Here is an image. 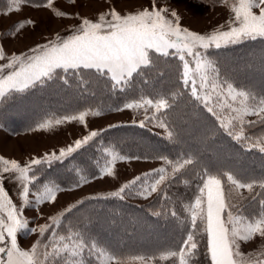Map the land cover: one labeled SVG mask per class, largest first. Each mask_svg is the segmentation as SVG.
<instances>
[{"label": "snow or ice", "instance_id": "6c2138e0", "mask_svg": "<svg viewBox=\"0 0 264 264\" xmlns=\"http://www.w3.org/2000/svg\"><path fill=\"white\" fill-rule=\"evenodd\" d=\"M27 2L28 0H9L10 5L15 7H9L3 14L19 11L20 5ZM221 2L228 6L232 14L226 22V30L225 25H221L206 35L181 27L177 12L171 11L167 15L169 10L165 7L158 8L156 0H152L151 9L144 8L122 15L112 8L107 13H101L96 21L84 18L72 34L67 37L57 35L54 40L37 45L26 53L6 56L0 47V61H3L0 63V100L50 83L61 82L62 86H67L70 78H78V86L86 92L88 82L84 79V73H91L97 80L105 81L114 93H125L135 86L137 77H143L152 71L159 58H164L165 61L175 59L178 61L176 71L179 84L203 109L215 117L219 127L230 137L237 141L248 140L249 137L244 134L245 127L258 122L264 123V95L236 87L223 78L208 50L264 39V0ZM52 4L53 0H46L45 6L52 7ZM253 9H258V14ZM53 11L58 16L66 15L56 9ZM27 23L32 22L17 24L15 31L18 32ZM148 107L166 114L173 105L165 95H159L155 99L141 96L138 100L123 105V108H145V111ZM89 114L100 113L85 109L62 118L45 120L38 127L47 128L65 120H79L83 123ZM248 116H257L260 120H246ZM159 126L167 127V124L161 120ZM98 135L97 131H91L82 139H77L74 146L61 148L58 154L45 153L43 157H32L23 164L0 156V181L5 174L17 180L20 184L18 195L21 198L18 207L0 183V264H86L91 259H95L97 264H152L157 258H178V264H192L199 251L197 231L206 235L205 255L210 264H264V250H253L250 253L241 251V243L257 237L264 240V199L257 200V196H264V192L255 191L257 187L264 190V178L244 179L232 170L214 172L204 168L198 174V194L193 202L185 206L190 214L191 228L178 249L161 251L151 256L124 255L89 242L79 232L69 230L61 235L57 228L61 225L64 212L49 217V223L29 227L30 222L23 215L24 208L54 202L56 192L60 190L59 186L44 185L41 190L32 192L30 185L37 180L34 166L61 161ZM172 135L169 131V138ZM252 147H259V151L264 153V142L258 141ZM110 155L111 159L101 169V176L112 175L111 165L117 159H125L117 153ZM160 159L171 165V177L167 175L166 168L161 167L152 173H145L143 177H136L109 195L123 199L122 194L140 182L139 194L146 197L156 192L158 186L166 180L175 179L181 170L197 163L190 154H184L174 162L166 156H161ZM149 176L152 177L150 182ZM241 189H246L250 194V201L258 204L260 210L257 214L245 215L242 207L232 203L233 193H238ZM30 195L33 199L29 198ZM72 207L75 206H70L66 211H70ZM171 215L175 217L177 214L173 211ZM37 231L41 237L49 233L47 241L37 239L27 250L19 246V233L31 234Z\"/></svg>", "mask_w": 264, "mask_h": 264}, {"label": "trees", "instance_id": "16d2710c", "mask_svg": "<svg viewBox=\"0 0 264 264\" xmlns=\"http://www.w3.org/2000/svg\"><path fill=\"white\" fill-rule=\"evenodd\" d=\"M207 1L214 5L224 4L221 0ZM27 3L45 5L46 0H28ZM10 6L9 0H0V11ZM208 52L216 61L223 78L236 87L264 95V39L223 46L219 50L213 48ZM177 65L175 59L165 61L159 58L152 71L137 77L135 86L125 93H114L105 81L97 80L91 73H84V79L88 82L86 92L78 86V78H70L67 86H62L61 82L50 83L0 100V123L13 133L33 131L45 120L74 114L86 108L115 110L141 96L155 99L165 95L173 105L166 114L155 112L158 121L166 122L167 133L155 130L150 125L122 123L104 129L90 145L75 150L64 160L35 166L33 171L40 176L41 183L69 188L79 185L82 177L97 176L108 160V149L130 157L160 159L166 156L173 162L184 154H190L197 161L177 173L175 179H168L159 185L156 195L142 203L131 201L124 195L123 199L109 194L84 198L65 213L57 228L59 234H66L69 230L79 232L89 242L124 255L151 256L178 249L191 228L190 214L185 206L193 202L198 194V174L204 168L214 172L232 170L244 179L264 178V153L259 151V147H252L258 139H264V123L245 127L248 140L233 139L219 127L215 117L179 84ZM246 120L259 121L260 117ZM169 131L173 133L172 138L168 136ZM162 167L171 177V165L164 162ZM151 179L149 176L148 180ZM136 186V191L129 188L131 195L140 197V191H137L140 182ZM255 191L264 192L258 187ZM234 194L238 193H233L232 203L242 207L245 215L259 212L258 204L250 201L249 192L241 193L239 198ZM259 199H264V196H257ZM173 211L177 214L175 217L171 215ZM196 239L199 241V251L192 264H210L205 255L206 235L197 231ZM260 250H264V247ZM152 262L178 264V258H157ZM86 264H97V261L91 259Z\"/></svg>", "mask_w": 264, "mask_h": 264}, {"label": "rangeland", "instance_id": "374dc122", "mask_svg": "<svg viewBox=\"0 0 264 264\" xmlns=\"http://www.w3.org/2000/svg\"><path fill=\"white\" fill-rule=\"evenodd\" d=\"M185 1L186 0H184L183 3ZM201 1L207 2L209 5H211L206 12L202 11L204 10L202 9L204 8L202 3H199V6L194 5V9L191 8L194 11L195 9L198 10L196 13H190L188 10L185 11L182 7H180L182 6L181 4H177L179 0L175 4L170 3V0H156V6L158 8H167L169 10V12L166 13L167 15H170L171 11L177 12V14L180 16L181 27L188 28L190 31L206 35L218 29L221 25H225L224 30H226V22L232 15L228 6L226 4L214 5L207 0ZM151 7L152 0H53L52 7H47L45 5L36 6L29 3H23L20 5L19 11H13L12 18L4 21L5 24L3 25L5 26L6 33H9L10 31L11 33L15 32V34L9 36L12 38L9 39V43H6L9 47V53L11 50H14L16 54H20L22 53L20 50L25 46H34L39 42H43L44 40H46L47 43L48 41L54 40L57 35L61 37H67L68 35L72 34V31L75 28L79 27L82 19L84 18L96 21L101 13H107L112 8H115L117 12L124 15L143 10L144 8L151 9ZM200 8L202 10H200ZM53 9L66 13V15L58 16L55 14ZM253 10L258 14V9ZM23 21H31L32 23L25 24L23 28L16 32L15 26ZM35 105L36 104H34V106ZM120 108L123 110L117 111L115 109L106 111L97 108H86L91 112L98 111L100 114H89L85 117V121L83 123L79 120H65L58 125L53 124L47 128L36 127V130L34 129L35 132L34 130L30 132H24V136L16 135V137L19 138H17L18 141L14 144L13 152L11 153L9 151V154L12 156L10 157V160H13L14 157L16 161L23 164L32 157H43L45 153L55 152L58 154L61 148H67L69 145L74 146V142L77 139H82L91 131H97L99 134H101L104 129L120 125L122 123L132 122L141 124V122H143L144 125H150L155 130L167 133L166 127L159 126L160 121H158L159 118L156 116V111L154 108L148 107L147 111H145V108H123V106ZM64 116L58 118H62ZM249 118H257V116H248L245 119ZM0 125L2 124L0 123ZM6 131L8 135H11L8 130ZM244 134H246L245 130ZM95 138L96 137L92 138L88 144L90 145ZM258 141L264 142V139H258ZM7 142L8 145L13 143L12 141ZM256 143L257 142H255V144ZM88 144L83 145L82 147H85ZM108 151V160L111 159L110 153H117L115 150L111 149H108ZM6 154V151L0 147V156L4 157ZM13 154L15 156H13ZM119 156L125 157V159H117L116 162L111 165L113 169L112 175L101 176L100 172L95 177H86L77 186L69 188L59 187L60 190L56 192V199L54 202H45L35 206L29 205L25 207L23 215L29 220V227H37L39 225L49 223V217H55L62 212H68L66 210H68L70 206H75L84 198L110 194L112 192L118 191L121 186L128 184L136 177H143L145 173H150L151 171L159 169L164 165L162 159L130 157L123 156L121 154H119ZM36 176L37 180L32 184L33 186L30 185L32 192L41 190L44 185H48L50 187L58 186L51 183H41L39 181L40 176L37 174ZM8 180L9 179H3L1 183L4 188L7 187L5 190L12 198L14 203H16V205L19 207L21 204V198L18 195L20 184L14 178L10 179V184H8ZM137 187L138 186L136 185H132L130 189L136 191ZM130 189H127L128 191L126 190V192L122 195L126 196L131 201L142 203L153 198L160 187L158 186V190L156 192H152L146 197L142 195L140 197L131 195L132 191ZM137 191L139 192L140 189ZM240 192L245 194L248 191L246 189H241L239 190L238 194L234 195H238L239 198L241 195ZM29 198L33 199L31 195ZM48 237L49 234L46 235V233L44 237H41L39 231H37L36 233L31 234L19 233L17 240L19 246L27 250L31 248L32 244L35 243L37 239L47 241ZM263 247L264 240L259 237L247 243H241V251L244 253H250L253 252V250H260Z\"/></svg>", "mask_w": 264, "mask_h": 264}, {"label": "crops", "instance_id": "0c3cea01", "mask_svg": "<svg viewBox=\"0 0 264 264\" xmlns=\"http://www.w3.org/2000/svg\"><path fill=\"white\" fill-rule=\"evenodd\" d=\"M178 1V0H177ZM177 1H175V0H170V3H172V4H175V3H177ZM183 1L184 0H179V2L177 3L178 5L179 4H181L182 6H180V7H182L183 8V10H185V11H189L190 13L191 12H195L196 13V11H198V10H196L195 9V11L193 10L194 9V5H197V6H199V3L201 4H203V7L204 8H202V9H204V10H202L201 8H200V10H202V11H207L208 10V8L211 6V5H209L207 2H203V1H201V0H186L184 3H183ZM30 4V3H29ZM34 5V4H33ZM189 5V6H188ZM14 5H12V6H10V7H13ZM24 6V5H23ZM186 8H188V9H186ZM191 8H193V9H191ZM6 11V10H5ZM3 12L4 11H0V47H2L3 48V50H4V53H5V55L6 56H11L13 53H15V51L14 50H11V52L9 53V50H8V45H7V43H9V39H12V38H10L9 36H12L13 35V32L11 33V31L9 32V33H6V29H5V26L3 25V24H5V22L4 21H7L8 19H10V18H12V16H13V11L11 12V13H9V14H7V15H4L3 14ZM8 32V31H7ZM7 40V41H6ZM7 42V43H6ZM46 43V40H44L43 42H39L37 45H42V44H45ZM37 45H34V46H32V45H28V46H25L24 48H22L20 51L22 52V53H26V52H28V50L29 49H31V48H35ZM7 46V47H6ZM20 51H18V52H20ZM16 54V53H15ZM0 63H3V61H0ZM5 129V130H4ZM7 129L6 128H4L2 125H0V143H1V146L0 147H2L3 148V150H5L6 151V156H4L6 159H9L10 160V157H12L10 154H9V151L12 153L13 152V148H14V144H15V142H17L18 141V139L17 138H19V137H16V135H20V136H24V134L25 133H13V132H11V131H9L10 133H11V135H8V133H7V131H6ZM36 130V129H35ZM35 130H34V132H35ZM7 141H12L13 143L11 144V145H8V142ZM13 156H15L14 154H13ZM8 157V158H7ZM13 159H14V157H13ZM12 160V159H11ZM15 160V159H14ZM3 179H9L8 180V184H10V179H13V177H11L10 175H8V174H5L4 175V178ZM0 183H1V181H0ZM5 188H7V187H5Z\"/></svg>", "mask_w": 264, "mask_h": 264}]
</instances>
